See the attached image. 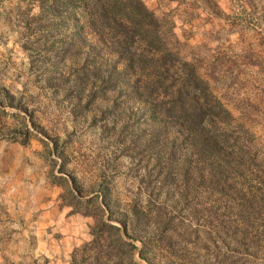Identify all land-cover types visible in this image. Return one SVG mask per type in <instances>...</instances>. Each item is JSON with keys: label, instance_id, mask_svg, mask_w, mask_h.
Wrapping results in <instances>:
<instances>
[{"label": "rangeland", "instance_id": "rangeland-1", "mask_svg": "<svg viewBox=\"0 0 264 264\" xmlns=\"http://www.w3.org/2000/svg\"><path fill=\"white\" fill-rule=\"evenodd\" d=\"M142 1L174 69L193 65L228 110L205 129L229 141L207 145L174 121L157 130L123 85L74 90L64 80L82 59L59 60L37 3L0 0V264H85L96 222L66 205L73 195L95 197L112 224L137 214L142 239L121 233L140 264H264V0ZM102 46L99 63L113 58ZM156 234L165 246L139 258Z\"/></svg>", "mask_w": 264, "mask_h": 264}, {"label": "trees", "instance_id": "trees-1", "mask_svg": "<svg viewBox=\"0 0 264 264\" xmlns=\"http://www.w3.org/2000/svg\"><path fill=\"white\" fill-rule=\"evenodd\" d=\"M29 1L37 3L45 31L59 37L50 44L59 60L70 54L74 65L82 59L80 65L75 66L74 77L64 80L74 90L80 92L89 81H95L106 96L123 85L147 107L149 119L159 124L157 130L164 128L168 121H174L185 134L194 133L207 145L218 146L229 141L228 135L205 129L206 125L214 124L220 112L229 114L228 110L208 90L193 65L184 62L182 70L174 69L179 57L168 48L158 16L142 0ZM71 26L74 30L65 34ZM90 34L97 38L91 51L95 54L80 58L83 47L89 46ZM102 43L111 49L107 55L113 58L99 63L95 55L102 52ZM95 201V197L83 200L75 195L66 201L73 212L95 217L96 223L90 228L92 239L82 249V257L86 255L82 262L140 264L133 256L135 245L121 233L142 239L139 229L143 224L137 214H133L130 222L116 216L121 226L112 224L104 220L100 205L96 206L98 209L91 208ZM103 201L110 207L108 194L103 195ZM109 217H115L114 213ZM166 239L163 234H156L143 240L139 258L149 262L148 253L160 245L165 246Z\"/></svg>", "mask_w": 264, "mask_h": 264}]
</instances>
